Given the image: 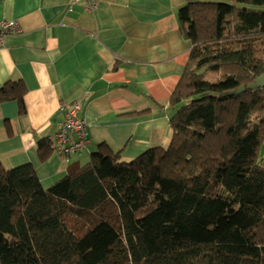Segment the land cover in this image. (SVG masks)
I'll list each match as a JSON object with an SVG mask.
<instances>
[{
	"label": "trees",
	"instance_id": "1",
	"mask_svg": "<svg viewBox=\"0 0 264 264\" xmlns=\"http://www.w3.org/2000/svg\"><path fill=\"white\" fill-rule=\"evenodd\" d=\"M178 16L192 47L168 146L125 161L102 145L49 188L0 160V264H264V88L229 95L264 74V0H186ZM14 85L0 100L24 112Z\"/></svg>",
	"mask_w": 264,
	"mask_h": 264
},
{
	"label": "crops",
	"instance_id": "2",
	"mask_svg": "<svg viewBox=\"0 0 264 264\" xmlns=\"http://www.w3.org/2000/svg\"><path fill=\"white\" fill-rule=\"evenodd\" d=\"M73 0H0V22H16L0 48V160L31 164L44 188L86 165L102 145L130 161L171 138L170 99L191 51L179 10L186 0H99L96 10ZM79 103L89 144L69 159H43L42 140L65 121L60 105ZM108 146V147H107Z\"/></svg>",
	"mask_w": 264,
	"mask_h": 264
},
{
	"label": "built area",
	"instance_id": "3",
	"mask_svg": "<svg viewBox=\"0 0 264 264\" xmlns=\"http://www.w3.org/2000/svg\"><path fill=\"white\" fill-rule=\"evenodd\" d=\"M81 2L89 5L91 10H96L99 6V0H73V4L69 7V11L73 10V6ZM20 28L16 22L2 21L0 22V48L4 46L6 37L9 34L17 33ZM60 109L65 113V121L59 127L54 137L55 152L61 158H67L83 150L88 144L87 128L85 121L80 117L82 107L79 103L69 105L63 102Z\"/></svg>",
	"mask_w": 264,
	"mask_h": 264
},
{
	"label": "water",
	"instance_id": "4",
	"mask_svg": "<svg viewBox=\"0 0 264 264\" xmlns=\"http://www.w3.org/2000/svg\"><path fill=\"white\" fill-rule=\"evenodd\" d=\"M264 88V74L261 75L255 83L248 85L247 87L241 86L238 90L230 92V96H235L237 94H241L246 90H256Z\"/></svg>",
	"mask_w": 264,
	"mask_h": 264
},
{
	"label": "rangeland",
	"instance_id": "5",
	"mask_svg": "<svg viewBox=\"0 0 264 264\" xmlns=\"http://www.w3.org/2000/svg\"><path fill=\"white\" fill-rule=\"evenodd\" d=\"M205 80L216 83V82L223 80V76L220 73L209 71L206 73ZM262 162L264 164V147H263V152H262Z\"/></svg>",
	"mask_w": 264,
	"mask_h": 264
}]
</instances>
